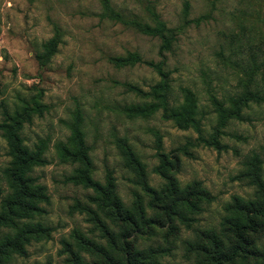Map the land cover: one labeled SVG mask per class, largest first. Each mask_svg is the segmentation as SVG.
Returning <instances> with one entry per match:
<instances>
[{"label":"rangeland","instance_id":"obj_1","mask_svg":"<svg viewBox=\"0 0 264 264\" xmlns=\"http://www.w3.org/2000/svg\"><path fill=\"white\" fill-rule=\"evenodd\" d=\"M109 1L120 19L107 16L100 0H0V123L5 109L44 106L20 134L30 148L45 142L46 163L30 175L48 197L39 204L43 212L24 220L42 226L31 235L26 254H12L0 264H128L129 253L138 254L137 264H211L209 236L216 234L218 246L223 242L218 252L227 249L234 242L231 218L243 220L245 210L254 216L250 203L264 205V186L253 182L250 165L257 161L264 184V0ZM148 8L176 33L162 55L159 38L133 23L152 24ZM54 37L57 45L48 55L45 45ZM132 52L143 61H163L170 106L183 103V89L193 92L207 140L218 122L213 97L228 107L246 85L263 100L242 107V120L227 121L217 134L219 147L206 145L193 129L164 119L161 110L129 115L126 108L151 101L150 89L161 80L145 63L117 66L111 60ZM75 126L83 133L92 178L104 183L110 172L123 206L133 210L137 193L151 222L112 221L91 188L69 179L78 165L62 160L61 148ZM123 142L144 164L150 187L163 186L155 171L163 154L178 164L174 176L180 190L198 183L210 198L198 199L195 208L184 204L183 215L167 219L149 207L150 196L123 156ZM8 162L0 130V208L11 191ZM257 217L263 226L249 235V264H264V217Z\"/></svg>","mask_w":264,"mask_h":264},{"label":"trees","instance_id":"obj_2","mask_svg":"<svg viewBox=\"0 0 264 264\" xmlns=\"http://www.w3.org/2000/svg\"><path fill=\"white\" fill-rule=\"evenodd\" d=\"M103 9L107 16L120 19V15L113 10L109 0H100ZM187 7V4L185 5ZM152 16L153 23H144L141 21L133 22L135 27L143 34L157 37L160 40L159 53L162 55L164 51H169L176 39L174 28H170L160 18L152 8H148ZM57 45V39L54 37L45 45L47 54L54 52ZM117 66L134 65L136 63H145L154 68L161 77V80L153 85L150 89L152 100L145 104H131L126 110L133 117H146L158 110H161L162 117L171 120L179 129H193L198 133V139L206 145L219 147L217 134L222 133V128L230 119L242 120V107L248 106L249 102H261L263 96L257 91L252 90L245 85L241 95L233 97L230 100L228 107L224 106L216 98H212V104L216 108L218 114V122L215 128L213 138L207 140L201 136L200 120L196 118L197 100L193 92L185 88L183 89L184 100L178 106H170L168 102V74L162 69L163 61L154 63L152 61H143L137 53H128L125 56H118L111 59ZM128 88L134 92L141 90L133 85H128ZM44 106L34 103L31 106L24 103L20 110H15L9 113L4 110V120L0 123V130L7 145V155L9 156L8 166L6 168V176L9 182L11 191L2 200L0 208V262H4L12 254L25 255V246L30 242L31 235L35 232L42 231V226L37 224L36 227H30L28 222L24 220L32 215L43 212L40 203L48 201V197L44 192V187L36 184V180L30 175L31 170L36 166H41L46 163L44 157L45 142L40 140L33 148L28 147L23 142L20 134L23 125L31 122L33 113H40ZM123 156L127 161V165L138 176V183L144 188L150 196L149 207L152 209L161 210L167 219L171 215H183L180 208L187 204L195 208L198 204V199H209L210 196L204 189H199V184L194 183L186 190H180L177 180L174 176L178 164L170 161L166 156L161 154L160 163L155 168L156 173L164 180L160 190L150 187L145 177V167L133 149L126 143H122ZM62 160H68L78 166L74 173L71 174L70 180L75 184H80L84 187L91 188L94 192V201L101 210L107 211V216L112 221H122L134 223L135 219H146L151 222L154 218H146L144 208L141 204L140 196L135 194V207L133 210L123 206L121 200L114 192L113 177L110 172L106 173L104 183L95 180L91 176L92 162L88 154L87 146L84 142L82 130L75 126L72 129L71 137L67 145L61 148ZM253 174V182L258 188L264 186L257 171V161L250 163ZM251 209L255 215H251L249 210H245L246 214L243 220L239 217H233L229 231L234 237V242L225 250L218 252L216 234H211L214 250L211 254V264H249V256L253 253L251 248L252 242L249 235H257V232L262 228V224L258 222V217H264V205L254 206L250 203ZM237 216V214H236ZM106 230V226L102 224ZM261 227V228H260ZM129 253V252H128ZM128 264H137V255L129 253Z\"/></svg>","mask_w":264,"mask_h":264}]
</instances>
